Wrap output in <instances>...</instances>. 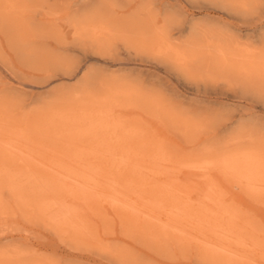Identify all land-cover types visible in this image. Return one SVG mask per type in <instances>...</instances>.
I'll use <instances>...</instances> for the list:
<instances>
[{
    "label": "rangeland",
    "instance_id": "374dc122",
    "mask_svg": "<svg viewBox=\"0 0 264 264\" xmlns=\"http://www.w3.org/2000/svg\"><path fill=\"white\" fill-rule=\"evenodd\" d=\"M239 152L264 0H0V264H264Z\"/></svg>",
    "mask_w": 264,
    "mask_h": 264
},
{
    "label": "bare ground",
    "instance_id": "6f19581e",
    "mask_svg": "<svg viewBox=\"0 0 264 264\" xmlns=\"http://www.w3.org/2000/svg\"><path fill=\"white\" fill-rule=\"evenodd\" d=\"M249 136V135H248ZM252 138V136H251ZM216 162V160H215ZM219 163L226 168L231 173H238L241 174L244 178L245 182L249 187L254 188V184L264 182V174L260 173L258 171L257 164L255 157L252 154L249 153H236L232 154L231 156L227 155L222 157L219 160ZM208 161L204 164H198L196 165L197 168L202 169L203 171L206 169ZM182 165V164H181ZM84 167V166H83ZM209 168V167H208ZM196 169V167H195ZM89 171V169H88ZM235 175V174H234ZM260 186V185H259ZM245 187V186H244ZM247 188V187H246ZM257 188V187H256ZM259 188V187H258ZM263 189V188H262ZM252 190V188H251ZM256 190V189H255ZM161 193V192H160ZM145 194V193H144ZM154 193H152L153 195ZM143 195V194H142ZM116 198V197H115ZM154 202V201H153ZM141 203V202H140ZM123 204V203H122ZM153 204V203H152ZM156 205V204H155ZM130 207V206H129ZM156 209V208H154ZM133 211V210H132ZM207 211V210H206ZM196 213V212H195ZM202 216V215H201ZM203 217V216H202ZM212 219V218H211ZM218 220V219H217ZM149 221V220H148ZM203 229V228H202ZM238 240V239H237ZM242 242V241H241ZM245 244V243H244ZM246 245V244H245Z\"/></svg>",
    "mask_w": 264,
    "mask_h": 264
},
{
    "label": "snow or ice",
    "instance_id": "6c2138e0",
    "mask_svg": "<svg viewBox=\"0 0 264 264\" xmlns=\"http://www.w3.org/2000/svg\"><path fill=\"white\" fill-rule=\"evenodd\" d=\"M83 69H81V71H82Z\"/></svg>",
    "mask_w": 264,
    "mask_h": 264
}]
</instances>
